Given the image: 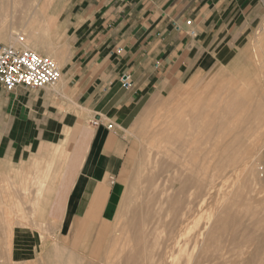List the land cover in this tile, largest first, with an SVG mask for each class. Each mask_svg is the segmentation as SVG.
I'll use <instances>...</instances> for the list:
<instances>
[{
    "label": "crops",
    "instance_id": "crops-1",
    "mask_svg": "<svg viewBox=\"0 0 264 264\" xmlns=\"http://www.w3.org/2000/svg\"><path fill=\"white\" fill-rule=\"evenodd\" d=\"M259 13V0H71L41 49L56 55L59 80L0 85V216L12 218L3 226L0 217V239L11 259L85 264L82 240L113 219L124 194L127 130L190 70L233 59ZM220 48L232 50L226 60L214 57Z\"/></svg>",
    "mask_w": 264,
    "mask_h": 264
},
{
    "label": "bare ground",
    "instance_id": "bare-ground-1",
    "mask_svg": "<svg viewBox=\"0 0 264 264\" xmlns=\"http://www.w3.org/2000/svg\"><path fill=\"white\" fill-rule=\"evenodd\" d=\"M40 4L45 5L46 0H39L37 4L38 9L35 10L36 14L42 13L41 8H39ZM48 4L49 5L51 4V6L53 5L51 1H49ZM33 10L34 9L32 8L31 11ZM5 12L7 13V10ZM27 13L29 12L27 11ZM26 15H24V17ZM33 15L31 14L29 18H31V16ZM12 17L13 15H11V18ZM24 17L18 20V24L20 23L21 25L25 23L27 24L28 21H26L25 19H27L28 17L26 16L27 18L25 17V19ZM34 18L37 19V17L35 16ZM23 19L25 21H23ZM9 20L11 21L12 19H9ZM9 20L4 18V21L0 22V25L7 24L8 22H10ZM29 22L31 24V20ZM26 24H25V27H26ZM33 24L34 22L32 23V25ZM14 25L17 26V24L13 23V26ZM25 27L22 29H27V27L26 28ZM32 27H31V30L22 31L23 33H20L18 31L11 32V34L8 37V39L9 38L11 39L10 43L14 45L16 43H19L24 46L23 48L30 49L35 52L38 49V47L34 45L33 47L32 46L29 47L25 42V40H29V41H33L34 44H36L38 40L37 38L38 35L34 32V30L39 31L38 30L39 25L36 28L37 30L36 29L32 30ZM0 30L2 29L0 28ZM51 31H53V28ZM1 32H0V40L2 41V38H4L5 36H2ZM38 43H39V40H38ZM263 44L262 45L260 44V45L263 46ZM261 48L262 47H260L259 51H261ZM261 55L262 54H260L259 56ZM253 56L255 58V54ZM215 58H218V57H215ZM254 58H253V61H255ZM218 59H220V57ZM254 63L257 69L258 62L256 61ZM259 68H260V63H259ZM230 69H232V66ZM259 71L261 72V69ZM208 79L210 80V78ZM231 79H233L232 83L234 81L235 84L241 82V81L240 82L237 81L236 83V78H231ZM231 79L230 80L229 78L227 79V81L230 84H231ZM213 80L216 81L215 78L212 79V82ZM212 82H210V85L208 88L206 87L207 89H211L210 87L212 85L211 84ZM191 83L193 82L191 81ZM250 83L252 82L249 81V84ZM206 84H209V83H206ZM213 84L215 83L213 82ZM231 85L235 86V88L237 87V85H234V84H231ZM239 85L240 84H238V88H239ZM254 85H255V82H254ZM182 88H183V85H182ZM184 89L186 90V88ZM216 89L215 91L220 90L219 88L217 90ZM211 90L213 91V89ZM200 91L203 92V90H200ZM218 91H217L218 94H216L217 96L215 95V92H214L215 96L212 95L213 97L211 96L212 93L210 94L211 96L210 98H208L207 97L208 95H206V97L209 99L208 102L206 100V103H207L206 105L212 106L214 108V111L211 110L213 111V113L210 112V109H209L210 113H204L203 112L204 109H202L201 107L199 108L198 105H195V104L191 105L189 97H188V102L183 100V98H181L182 96L177 99L176 97L175 98L172 97V101L176 102L174 103V105L175 104L176 105L175 106L173 105V107H171L172 108L171 111H169V108H168V111H167L168 113L166 114V117H167L166 120H164V122L161 124H158L160 120L156 122L157 124L154 122L153 127L154 128L156 127V129L153 130L152 129L153 127H150L152 129V133L148 131L150 134H148V137H144V138H147V139H144L145 140L144 142H149V143L148 144L145 143L143 145L144 149L141 150L142 152L141 151L139 152L142 155L140 154L141 156L139 157L140 160H139L138 166L140 167V169L137 168V171H138L137 181L139 184L141 183V186H144L146 188L147 190L146 192L148 193V195H146L145 198L143 197L144 198L143 200L142 195L144 196V194L146 193L143 191L144 192L143 194V192L140 191L141 192L140 194L141 203L138 204L140 208V211H139L140 214L137 217V220L132 219L130 220V223H128V225L130 224L128 226L129 228H132L134 226V228H136L137 230V233L134 237L135 238L134 246L136 247V251L138 253V256L136 259L138 264H257L258 260H259V264H264V178H261V179H258L259 177H257V179L255 178L256 176H254L252 172L253 168L251 169L249 168L252 162V159L250 160L251 153H248V151L244 149L243 145H242L243 148L241 147V143H240L241 141H239L238 139L233 140L232 138V130H233L232 128L233 127L231 124L232 119L230 121L227 120L229 124H231L228 126V129L225 127L226 126L224 122L225 120L221 123L223 126L219 127V125L221 124H218V121H217L218 125H216V120H220L219 115L221 119H224V117L228 115L227 113L232 111L233 109L232 102L227 100V98L230 97V93L226 91L225 92L223 91L218 92ZM185 94L189 95V92ZM204 94H207V93L205 92ZM197 97L199 96L193 95V99L194 98L197 99ZM203 97H205V95H203ZM200 104L202 106L201 101H200ZM221 105H223V108L221 107ZM237 108L238 107L236 106V108L234 109H237ZM197 109H202L203 111L198 112ZM222 109L227 110V111H224ZM242 117H241V122H242ZM242 131L243 130H241L240 132ZM237 152H239L240 156L237 157L236 155L235 156L236 159H234L235 160L234 161L233 156L235 155V153L237 154ZM232 153L234 154L232 155ZM219 156L220 157L227 156L228 158H231V160L229 161V163L227 161L228 164H225V161H224V165H222V162L220 161L225 160V159L224 157L223 159H219L218 158ZM216 159L217 161L220 160L219 161L220 163H216ZM232 161L238 162L242 171L246 174V180H249L250 177L251 178L253 177V179H255L254 180L255 182L254 181L253 182L254 184L258 183L257 185H259V187L261 188L260 191H257L256 188H253L251 189L252 193H248V191H246V189H248L246 188L247 181L244 183L243 190H240L239 188L238 189L235 188V186L232 183H228V182L226 183V178H224L226 177V174L224 175V173H226L227 171L226 167L227 169L232 167V164H230L232 163ZM158 163L162 165L163 166L162 168L166 169L167 171L168 169H173V172L170 171L171 173L168 171V174H167L166 172L167 174L166 181L170 182L169 191H166V192L159 191L156 188V186H158L159 188V185H155L156 176L160 170L162 171V168H161L157 172L156 169L160 167H155L156 166L155 164H158ZM136 167L137 166H135L134 172L136 171ZM221 167L222 169L224 168L226 170V171L225 170L223 171V174H221V171L219 170ZM211 171L212 173L210 174ZM213 171H216L215 174H213L214 173ZM158 177L160 180L161 174ZM160 181L163 184V180L161 179ZM166 186L168 188L167 184ZM148 190L150 191L148 192ZM260 193H262V195L256 197V195ZM212 194H214V196ZM211 196L214 198L215 196H217L216 201L218 203L216 204L214 211L211 212V217H214V218L216 217V218L214 219V222L213 221L211 222L212 219L209 216L205 222L200 224V218L202 216L201 212L204 206L203 205L204 201L206 198L209 199V197ZM240 198H244V199H240ZM256 198H257V202H255L256 204L254 206L253 201L254 199L256 200ZM212 201H209L210 205ZM215 202L213 205H215ZM124 204H125V199L122 201V205ZM211 207H214V206H211ZM240 207L242 208L240 209ZM14 210L16 209L14 208ZM242 210L247 213L252 214L251 217L255 221L254 224H252L251 222L250 223L248 222V225L251 224V226H243L246 221L244 223L242 222L243 220L240 222V218L246 215L247 213L243 214ZM261 210L263 213L261 212ZM7 212H10V211L8 210L5 213L4 212L2 213H4V216H5ZM18 212H20L19 209H18ZM16 215H17V212H16ZM4 216L2 217L5 220L6 216L5 217ZM244 218H248V216L246 215V217L244 216ZM259 219L262 220L263 222L261 225L260 224L258 225L256 223L259 221ZM5 221L3 223H5ZM9 221L7 220L6 222H9ZM228 221L231 222V228H230L231 232L229 233L230 234L229 238L231 240L228 239L230 240L231 245H232L231 237L234 238L233 242L237 241V243H239L241 241H244V242L249 243V245L246 247V250H242L240 255L236 256L233 260H232L233 255H229V250H228L230 248L229 247L230 243L222 244L221 243L222 236L220 237V234L217 233V232L220 233V232L225 231L226 224L228 225L227 223ZM241 223H243V225ZM6 226H10V224H7ZM5 229H7V227ZM6 232L7 230L5 231V233ZM9 232H10V229L8 230L7 234ZM7 238H8V235H7ZM244 242L242 243L244 244ZM237 243H235V245H237ZM234 247L236 246H233L231 248L235 250ZM239 247H244V246H239ZM205 249H210V250L204 254L203 252ZM236 251L237 250H235V252ZM243 254H247V255L242 256Z\"/></svg>",
    "mask_w": 264,
    "mask_h": 264
},
{
    "label": "rangeland",
    "instance_id": "rangeland-1",
    "mask_svg": "<svg viewBox=\"0 0 264 264\" xmlns=\"http://www.w3.org/2000/svg\"><path fill=\"white\" fill-rule=\"evenodd\" d=\"M49 1L52 2V4H53L52 6H51V4L50 5L48 4ZM38 2H39V0H31V1L30 0H0V22H3L4 18L8 19V20L12 19L11 21L9 20L10 22H8L7 24L0 25V28L2 29V30H0V32L2 31L1 32L2 36H5L4 38H2V41L0 40V42L5 43V44L10 43L11 39L10 38L8 39V37L11 34V32L18 31L20 33H23L22 31L31 30L32 26H33L32 30H34L39 25V27H40V29L38 27L39 31L34 30V32L38 35L37 38L39 40V43H38V40H37V42L35 41L36 44H34L33 41H29V40H25V42L29 47L30 46L33 47V45L38 47L39 49L36 50L37 52L35 51L36 53L55 59L56 55H54V52L52 49H50V51H52L51 56L42 52L41 49L43 50L44 47H48V46L50 47V44L52 43V39L54 38L56 32L58 31L59 20L62 18L63 13L70 7L71 0H48V2L46 0L45 5L40 4V6H39V8H41L42 13L36 14L35 10L38 9V7H37ZM259 2H260V13L254 19V21L252 23V28L249 29V31L246 32V34H244L242 36V38L238 41V45H237V47H235V51L233 52L234 53L233 59L231 56V58L228 61H225V62L215 61L213 63L206 64V66H204L202 68H194V69L190 70V72L182 80H180L178 82L176 81L173 83V85L169 89L170 92L168 94H164L162 96H159L156 100H154L151 104H149L140 113V115L138 116V118L135 121V123L133 124V126L127 130L126 139L128 142V150H127V154H126V162H125L124 169L122 171V177H121V180L124 184V192H123L124 194L122 196V199L120 201V204L116 210V214L113 217V219L109 222L93 224V228L89 232L88 237L85 240H82L84 245L80 246L79 250H80V253H83L85 258L87 259V262L85 264H134V263L138 264V262L136 260L138 253L136 251V247L134 246V243H135L134 237L137 233V230H136V228H134V226L133 227L131 226L132 228H129L128 226L130 224L128 225V223H130V220H132V219L137 220V217L140 214V212H139L140 208H139L138 204L141 203V200H140L141 199V195H140L141 192L144 191L146 193V194H144V192H143V194H144V196L142 195L143 200L146 197V195H148V193L146 192L147 191L146 188L144 186H141V183L139 184L137 181V179H138L137 168L140 169V167L138 166L139 160H140L139 157L142 155L139 152L144 149L143 145L145 143H147V144L149 143V142H144L145 141L144 139H147L144 137H148V134L152 133V129L153 130L156 129V127L155 128L153 127L154 122L156 123L157 121L160 120V122L158 124H161L164 122V120H166V118H167L166 114L168 113L167 112L168 108H169V111H171V109H172L171 107H173L174 103H176V102L172 101V97L173 98L176 97V99H177V98H180L182 96L181 98H183V100H185L187 102H188V97H189L191 105L195 104V105H198L199 108L201 107L202 109H204V111L202 109H197L198 112L203 111L204 113H210V112L213 113L214 108L212 106L206 105L207 104L206 100L208 102V100H209L208 98H210L212 95L215 96L216 94H218L217 93L218 88L220 89L219 91L229 92L230 97H228L227 100L232 102L233 109H232V111H230L231 113L230 112L227 113L228 115L226 117H224V119H221L220 115H219L220 120H216V125L221 124L225 120L224 121L226 124L225 127L228 129V126L232 124V127H233L232 128L233 129L232 130V138H233V140L238 139L239 141H241L240 142L241 147L243 145L244 149H246V151H248V153H251L250 160L252 159V162H251V166L249 168L250 169L253 168L252 172H253L254 176H256L255 177L256 179H257V177H259L258 179L264 178V92H263V90H264V44H263L264 43V31H263V29H264V0H259ZM32 3L35 5H33ZM23 4H24V6H23ZM29 4H30V6H29ZM28 7H29V9H28ZM32 8L34 9L33 11H35V12L31 11ZM6 10H7V13L5 12ZM27 11L29 13H27ZM9 14H10V16H9ZM31 14L32 15L34 14V15L31 16V18H29V16ZM11 15H13L12 18H11ZM24 15H26L28 18L25 16L27 18V19H25ZM1 16H3V17H1ZM34 16L37 17V19H35ZM22 17H24V19L28 22L31 20V24H30V22L29 23L27 22V24L25 23L27 29H22L25 27V24H22L24 27L21 25V23L18 24V20L21 19ZM24 19H23V21H25ZM44 21H45V23H44ZM33 22H34V24L32 25ZM13 23L17 24V26H15V25L13 26ZM49 23H50V25H49ZM44 25H45V27H44ZM9 27H11V28H9ZM52 28H53V31H51ZM47 29L48 30L50 29V30L48 31ZM41 36H42V38H41ZM49 36H50V38H49ZM254 39H256V40H254ZM43 40H44V42H43ZM47 41H49V42H47ZM252 42H253V44H252ZM260 44L261 45L263 44V46H261ZM15 46L19 49L24 47L23 45H21L19 43H16ZM260 47H262L261 51H259ZM221 49L222 48H220L215 53L214 57H218V58L223 57L222 60H226L227 59V53H229L232 50L225 48L226 51L221 52ZM259 53L262 55L259 56L260 55ZM254 54H255V58L253 56ZM258 57H259V59H258ZM253 58L255 61H253ZM55 60L58 62L59 67L61 68L60 62L57 59H55ZM242 60H243V62L244 61L245 62L243 63ZM256 61L258 62V67H257L258 70L256 69V65H254L255 64L254 62H256ZM259 63H260V68H259ZM231 66H232V69H230ZM260 69H261V72L259 71ZM229 74H231V75H229ZM230 76H232V77H230ZM208 78H210V80ZM214 78L216 79V81L213 80V82L215 84H213V82H212V79H214ZM228 78H229V80L231 78H236V83H237V81L238 82L241 81V82L235 84L234 81L232 83L233 79H231V84L237 85V87L235 88V86L231 85L227 81ZM252 78H253V80H252ZM190 79L193 83H191ZM249 81H251L252 83L249 84ZM210 82H212L211 83L212 85L210 88L213 89V91L211 89H207L210 85ZM254 82H255V85H254ZM206 83H209V84H206ZM216 83H217V85H216ZM238 84H240L239 88H238ZM251 84H252V86H251ZM182 85H183V88H182ZM217 86H219V87H217ZM178 87H179V89H178ZM184 88H186V90H188V91H186ZM215 89L217 91H215ZM197 90H199V91H197ZM200 90H203V92L204 93L206 92L207 94H204ZM210 90H211V92H210ZM253 90H255L256 92ZM188 92H189L190 96L185 94ZM194 92H195V94H194ZM214 92H215V95H214ZM202 93H203V95H205V97H203ZM260 93L263 95H261ZM199 94H201V95H199ZM210 94H211V96H210ZM193 95H195V96L198 95L199 97H197V99L196 98L193 99ZM206 95H208L207 96L208 98L206 97ZM200 97H201V99H200ZM200 101L202 103V106L200 104ZM223 105H221L222 108H223ZM236 106L238 108L234 109V108H236ZM221 107H220V109H221ZM205 109L207 110V112ZM209 109H210V112H209ZM211 110H213V111H211ZM222 110H224V109H222ZM224 111H227V110H224ZM164 113H165V115H164ZM261 115H263V116H261ZM242 116L245 118H243ZM241 117H242V122H241ZM227 120L228 121L231 120V124H229V122ZM217 121H218V124H217ZM219 121H220V123H219ZM236 123H238V124L241 123V124L238 125ZM220 126H223V125L221 124V125H219V127ZM150 127H153V128L151 129ZM241 130H243V131L240 132ZM148 131H150V133ZM244 132H246V133H244ZM242 143H244V144H242ZM233 154L234 153H232V155ZM236 155H237V157H239L240 156L239 152H237V154L235 153V155L233 156V160L236 159V157H235ZM221 157L219 156L218 158L223 159V157H224L225 160H222V161L218 160L217 161V159H216V163L222 162V165H224V161H225V164H228L229 161L231 160V158H228L227 156H223L222 158ZM254 157H255V159H254ZM227 161H228V163H227ZM234 161H232V163H230V164H232V167H230L228 169L226 167L227 171L224 168L222 169V167L219 169L221 171V174H223L224 170L226 171V173H224V175L226 174V177H224V178H226V183L227 182L232 183L235 186V188H237V189L239 188L240 190H243L244 183L247 181L246 182V186H247L246 188H248V189H246V191H248V193H252L251 189H253V188H256L257 191H260L261 188L259 187V185H257L258 183L254 184L255 179H253V177L252 178L250 177L249 180H246V174L242 171L238 162H234ZM155 165H156L155 167H160V168L156 169L157 172L163 167L159 163L155 164ZM135 166H137V167H136V171L134 172ZM168 171L173 172V169H168ZM168 171L166 169L162 168V171L160 170L158 172V174L159 173L161 174L160 178L163 180V184L160 181L161 179L159 180V177H158V176H160V174L159 175L157 174V176H156L155 185H159V188H158V186H156V188L159 191H165L166 192V191L170 190V182L166 181V176L168 174ZM166 172H167V174H166ZM213 172H214L213 174H215L216 171H213ZM163 173H164V175H163ZM211 173H212V171L210 172V174ZM156 180H158V181H156ZM130 181L132 184L130 183ZM160 184H162V185H160ZM166 184L168 185V188H167ZM149 191L150 190H148V192ZM214 194H215V192H214ZM214 194H212V195L214 196ZM247 195H249V194H247ZM261 195H262V193L257 194L256 197L261 196ZM216 198H217V196H215V198L211 196V197H209V199H207V198L205 199L204 204H203L204 206H203L202 212H201L202 216L200 218V224L205 222L209 216L212 219L211 222L212 221L214 222V219L216 217L215 218L211 217V212L214 211V208L216 207V204L218 203L216 201ZM124 199H125V204L122 205V201ZM240 199H244V198H240ZM212 200L215 202V205H213L214 202ZM209 201H212L211 205H210ZM255 202H257V198H256V200L254 199V201H253L254 206L256 204ZM211 206H214V207H211ZM241 208L242 207H240V209ZM259 212H260V210H259ZM261 212H262V210H261ZM244 213H247V212L243 211V214ZM257 213H258V211H257ZM246 215L248 216V218H244V216L246 217ZM246 215H244V216L242 215L243 217L240 218V222L242 220H243L242 221L243 223L246 221L244 223V225H243V223H241V224L243 226H251V224L248 225V222L249 223L251 222L252 224L255 223L254 219L251 217L252 214L247 213ZM258 215H259V213H258ZM2 216H4V215L0 216L2 219L1 225L5 226L4 225L5 223H3L4 218ZM7 218L11 219L8 216H7ZM20 218L24 219L22 217L21 213L18 212V209H17V215H16V213L14 214V219L18 220ZM5 219H6V217H5ZM227 223H228V225L226 224L225 231L220 232V233L217 232V233L220 234V237L222 236L221 237V243L222 244H229L230 243V245H229L230 248L228 250H229V255H233L232 256V260H233L236 256L240 255L242 250H246V247L249 245V243L244 242V241H241L239 243H237V241L233 242L234 238L231 237L232 238V245L237 247V248L234 247V249L237 251L240 249L238 252L237 251L235 252V250H233V248H231L233 246L231 245V242H230L231 239L229 238V235H230L229 233L231 232V229H230L231 228V222L228 221ZM256 223L258 225L259 224L261 225L263 222H262V220L259 219V221ZM42 226H44L46 236L49 237L50 235H52V233H54V229L51 228V230H48V223H44V225H42ZM217 233H216V235H217ZM222 233H224V234H222ZM228 239H230V240H228ZM45 240H46V243H48L50 241L49 238H46ZM242 242H244V244ZM235 243H237V245H235ZM64 246H66V243H63L61 240V247H64ZM239 246H244V247H239ZM70 247L74 248L77 246H75L73 244V245H70ZM209 250L210 249H205L204 252L203 251L202 252L205 254ZM244 255H247V254H243L242 256H244ZM0 264H25V263L13 261L11 259V256L9 253V247L7 246V240L6 239H0ZM257 264H259V260H258Z\"/></svg>",
    "mask_w": 264,
    "mask_h": 264
},
{
    "label": "built area",
    "instance_id": "built-area-1",
    "mask_svg": "<svg viewBox=\"0 0 264 264\" xmlns=\"http://www.w3.org/2000/svg\"><path fill=\"white\" fill-rule=\"evenodd\" d=\"M190 20L186 21L190 25ZM190 36L195 35L193 29H189ZM61 76L58 62L51 57L40 55L30 49L17 48L12 43L0 42V85L7 91L18 86L26 88H38L56 83ZM130 81L126 75L121 77L124 87ZM97 124V121H93ZM111 128V124L107 126Z\"/></svg>",
    "mask_w": 264,
    "mask_h": 264
}]
</instances>
